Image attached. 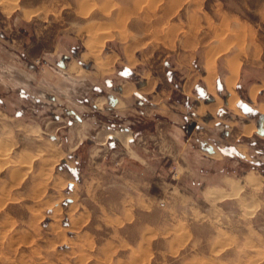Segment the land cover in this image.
Here are the masks:
<instances>
[{
  "label": "rangeland",
  "instance_id": "obj_1",
  "mask_svg": "<svg viewBox=\"0 0 264 264\" xmlns=\"http://www.w3.org/2000/svg\"><path fill=\"white\" fill-rule=\"evenodd\" d=\"M262 114L264 0H0V264H264Z\"/></svg>",
  "mask_w": 264,
  "mask_h": 264
},
{
  "label": "crops",
  "instance_id": "obj_2",
  "mask_svg": "<svg viewBox=\"0 0 264 264\" xmlns=\"http://www.w3.org/2000/svg\"><path fill=\"white\" fill-rule=\"evenodd\" d=\"M155 85H156V83L154 84V82L151 85H149L147 80H144L140 86H137V85H135V84H133L131 82L125 81L124 83H122V84L118 85L117 87H115L114 91L117 93V95H115L113 93L105 94V100H106V102L108 104L106 106V109L107 110H113V109H116V108H120V109L127 108L128 107V98L131 96L132 93L138 92V91L134 90V87H136L138 89L143 88V92L144 93H148V92L150 93L151 92L150 93L151 94L150 95L151 96L150 100H151L153 106H152V109H150V112L152 110H154V111L160 113L161 116L163 117V119L166 120V118H168L170 115L174 114V112H172V108L174 109V108H176V106L169 102V100H168V96H169L168 95V91L166 93L165 89H158V88H155V90H153V87ZM204 88H205L206 92L209 90L206 84H205ZM190 91H191V89L189 88L188 91L184 90L182 92H183V94L189 96V94H191ZM139 92H140V90H139ZM139 92L137 94H139V96H141ZM100 102L102 103L103 100H100ZM119 102H120L121 106L120 105L117 106V104ZM225 102L227 103V100H225ZM140 103H144V100H142ZM98 104L99 103H97V105ZM103 104H105V101L103 102ZM93 106L96 107L95 103L93 104ZM100 108H97V109H100ZM196 108H197V110L195 111V114H197V115L199 114L200 116H202V119L204 121L207 122L209 119H211L212 114L209 113V108L208 107H207L208 109L206 107L201 108V105L198 104V106ZM202 109H203V111L205 110L204 113H202L200 111ZM198 112H201L202 114H200ZM261 116L262 117L259 120H260V126H261V129H262V133L261 134L258 133V127H257L258 126V122L256 123V132H257L258 135L264 136V131H263V128H262V122L264 120V114H262ZM77 121L79 122V120H77ZM106 131H108V130H106ZM116 133L128 134L130 138L127 136L129 139L126 137V140L128 139V141L126 143H124L120 139H118V137L115 136ZM98 135H99V132H98ZM132 135H133V132L128 127L124 126L121 130L114 131L113 134H111V133L103 134V136H102L103 140L101 142L98 141L97 144H99L101 146H105L106 148H108L110 142L117 141L126 150V146L129 147V145L132 143V140H133L132 139L133 138ZM201 143H204V147L211 146L213 151L211 153L206 151L203 148V146L201 145ZM198 144H199V151L201 153H203L202 155H206L208 157H213V156H215V154H216V156H219V154L222 155V153H221L220 149L218 148V146H215V145H219L217 141L214 144H212L208 140L204 139V140H198ZM122 151H118L119 155H121ZM130 151H131V153H130L131 155L130 156L135 158L136 160H145L146 159L145 156L142 154V152L140 150H138V148H132L130 146ZM67 182H69V184H72V185L74 183V181H72V180L67 181Z\"/></svg>",
  "mask_w": 264,
  "mask_h": 264
},
{
  "label": "bare ground",
  "instance_id": "obj_3",
  "mask_svg": "<svg viewBox=\"0 0 264 264\" xmlns=\"http://www.w3.org/2000/svg\"><path fill=\"white\" fill-rule=\"evenodd\" d=\"M207 57H208V55H207ZM234 60L235 59H232L230 62L233 63V62H235ZM211 63H212V61L208 57V59L206 60V64H205L206 65V71H207L206 72L207 78H205V79H206L207 87H208L209 91L212 92L214 90V87H213L214 72H213V70H211V68L213 67V65H211ZM234 68H236V67H234ZM236 77H237V75L235 74V71H232L230 76L228 75V77L225 78V86L230 91V96L228 98L229 101H232V98H233V86L235 85ZM250 95L252 97L254 96V92L252 90H251ZM260 108L263 109L262 106H260ZM263 130H264V125H263ZM245 132H247V130ZM215 156H216V154H215Z\"/></svg>",
  "mask_w": 264,
  "mask_h": 264
},
{
  "label": "water",
  "instance_id": "obj_4",
  "mask_svg": "<svg viewBox=\"0 0 264 264\" xmlns=\"http://www.w3.org/2000/svg\"><path fill=\"white\" fill-rule=\"evenodd\" d=\"M110 98V97H109ZM111 99V98H110ZM114 102V101H113ZM71 113H73V111H71ZM75 117H76V119L77 120H79L80 121V117L78 116V115H75ZM262 116H260V118H261ZM258 122V133H262V129H261V126H260V120H258L257 121ZM201 145L203 146V148L206 150V151H208V152H212L213 151V149H212V147L211 146H206V147H204V143H201Z\"/></svg>",
  "mask_w": 264,
  "mask_h": 264
}]
</instances>
